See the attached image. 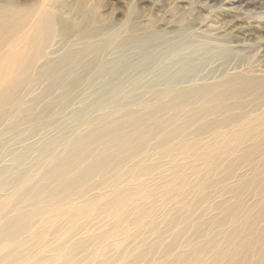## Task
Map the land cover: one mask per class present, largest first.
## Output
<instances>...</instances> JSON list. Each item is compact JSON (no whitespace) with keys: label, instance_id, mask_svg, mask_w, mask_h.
<instances>
[{"label":"bare ground","instance_id":"obj_1","mask_svg":"<svg viewBox=\"0 0 264 264\" xmlns=\"http://www.w3.org/2000/svg\"><path fill=\"white\" fill-rule=\"evenodd\" d=\"M230 2L264 4V0ZM225 11L235 17L232 26L246 32L247 21L238 11L233 7ZM154 37V31L138 30L133 22L105 26L92 8H71L63 1L19 4L0 0V158L25 131L47 122L50 125L54 114L68 106L80 88L103 77L99 87L104 91L95 92L92 100L104 93L118 96L115 104L84 130L77 128L63 142L44 139L39 147L41 161L33 166L27 165L30 146H25L16 154L12 152L14 171L0 169V264H252L249 253L257 240H252L253 232L243 231L245 218L237 214L240 196L232 205L235 215L228 212L224 219L227 227L213 228L216 236L203 248L210 256L201 252L190 256L187 248L199 244L187 238L180 243L184 237L179 235L161 247L178 227V218H169L174 210H165L168 203L163 202L175 200L181 207L191 188H206L209 183L203 187L198 178L202 166L197 159L201 156L209 162L214 151L225 150V143L264 126V109L253 116L244 113V124L216 135L218 139L207 144L209 152H189L179 163L174 160L177 154H166L174 157L168 158L170 164L152 172L154 165L163 162L152 165L149 156L166 141V128L175 119L182 118L177 123L184 125L195 116H212L224 108L225 96L240 101L246 94V90L235 89L232 82L239 77L234 76L199 88L154 91L149 97L158 100L156 103L137 94L125 96L120 92L121 82H116V71L134 64L125 50L134 46L145 54ZM112 48L122 51L116 61L107 59ZM38 80L45 81V86L33 95ZM261 81L252 79L249 87L263 85ZM54 91L58 94L52 96ZM214 98L215 105L210 103ZM137 100L133 110L132 103ZM193 101L203 105L190 109ZM185 112L190 118L180 116ZM7 132L11 138L3 137ZM58 147L60 151H56ZM209 167L213 165L206 163L204 170ZM227 184L229 189L235 188V184ZM204 195L209 206L213 196ZM195 213L203 215L202 210L195 209ZM214 218L208 216L204 221ZM148 227L152 232L144 236L142 230ZM238 248L246 252L235 259ZM259 259L264 262V246Z\"/></svg>","mask_w":264,"mask_h":264},{"label":"rangeland","instance_id":"obj_2","mask_svg":"<svg viewBox=\"0 0 264 264\" xmlns=\"http://www.w3.org/2000/svg\"><path fill=\"white\" fill-rule=\"evenodd\" d=\"M14 1L19 4H32L36 0ZM57 1H63L71 8H92L96 13V19L98 18L103 25L108 27L133 22L138 30L144 29L148 33L152 30L156 33V37L152 39L153 42L147 46L145 54H140V50L138 48L136 50L134 46L125 50L127 59L134 63V66L129 67L131 69L120 68L122 70L116 71V82H121L120 92L125 96L140 95L141 99L156 103L158 100L153 101L151 98V101L149 97L154 91L164 90L167 87L187 90L192 87L199 88L220 83L230 77H239L232 83L236 90H246L242 100L238 101L233 98L235 96H225L224 108L212 116H195L190 123L181 125L179 123L182 116L186 119L191 116L185 112L180 114L181 120L177 118L174 123L173 121L167 123H172L166 128L168 138L156 147L153 151L156 154L150 155V160H148L152 165H160L162 162L163 164L159 167L154 165L152 172L166 168L170 164L168 160L174 157L175 163H179L183 160L182 155L185 157L189 152L190 154L209 152L207 144L218 139L216 135L221 132L227 134L235 126L244 124V113L245 116H253L264 109V4L233 5L230 0ZM229 7H233L241 18L247 21L248 27H244L246 32L241 31L242 29L237 26V29L232 26L235 17L225 11V8ZM112 49L108 51L109 53L107 52L109 57L107 54L106 56L107 59L116 61V58L122 55H120L122 51L119 48ZM102 79L103 77L90 86L80 88L76 92L75 99L73 98L68 106L54 114L50 125L47 122L36 130H27L19 136V139L12 141L13 145L0 158V169L9 167V170L14 171L13 155L25 146L33 147H29L27 160V165L33 166L35 164L33 162L41 161L39 160L41 152L39 147L44 139L51 138L54 141L63 142L72 132H75L74 130L77 131V128L84 130L87 127L86 124L93 122V118L106 112L112 106L111 104H115L118 96H109V93H104L100 99L92 100L95 92L104 91L103 86L99 87L103 82ZM252 79H262L263 85L249 87ZM44 86L45 81L38 80L33 85V93H31L33 95L40 93ZM57 94L58 91H54L52 96ZM195 102L193 101L194 106L190 109H199L203 105ZM135 103L139 101H133V110L136 109ZM210 103L215 105L217 102L214 98ZM26 132L27 135H25ZM4 135L6 139L12 137L8 132ZM13 151L14 154H12ZM56 151H60V147ZM213 153L209 162H206L207 159H201L200 155L197 159V163L202 166L197 171L198 178L203 182V187L204 184L209 183L206 188L200 190L191 188L181 207L175 203V200L166 199L163 202L168 203V206L163 205L165 210L170 208L174 210L169 218H178L176 221L178 227L171 230L168 239L161 244V247L168 244L174 236L179 235V238L184 237L180 243L187 238L188 242L193 241L199 244V247L187 248L191 253L190 256L199 252L204 256H210L208 249L203 250V248L211 244L215 238L216 231L213 228H218L215 225L222 227L226 223L224 219L228 212L235 215L236 210L232 205L240 196L238 201L240 207L237 214L239 213L240 218H245L242 220L246 221L243 231L246 234L253 232L255 237H252V240H257L255 248L249 253V260L252 264H264L259 259L264 246V233L261 234V229H264V126L254 128L248 135L233 138L231 142L225 143L224 151ZM166 154L173 156L177 154L178 156L175 155L172 158ZM206 163L213 165L212 169L209 167V171L204 170ZM240 173L244 176H240ZM139 177L144 176L141 174ZM227 182L230 187L235 184V188L229 189L226 186ZM205 193L213 196L209 206L205 204L207 199ZM214 204L215 207H212ZM195 209L203 211L202 217L195 213ZM208 216L215 218L206 223L204 220ZM159 226L162 228L163 224ZM223 227H227V224ZM142 232L144 236H147L152 231L148 227ZM245 252L244 249L238 248L234 258H241ZM108 255L111 253L108 252Z\"/></svg>","mask_w":264,"mask_h":264}]
</instances>
